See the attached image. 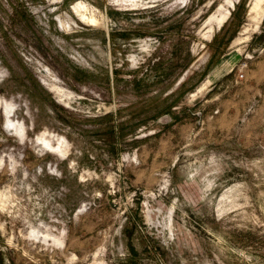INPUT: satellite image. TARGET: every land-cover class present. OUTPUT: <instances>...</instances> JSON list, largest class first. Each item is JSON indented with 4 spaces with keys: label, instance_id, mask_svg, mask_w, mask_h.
Segmentation results:
<instances>
[{
    "label": "rangeland",
    "instance_id": "1",
    "mask_svg": "<svg viewBox=\"0 0 264 264\" xmlns=\"http://www.w3.org/2000/svg\"><path fill=\"white\" fill-rule=\"evenodd\" d=\"M0 264H264V2L0 0Z\"/></svg>",
    "mask_w": 264,
    "mask_h": 264
},
{
    "label": "bare ground",
    "instance_id": "2",
    "mask_svg": "<svg viewBox=\"0 0 264 264\" xmlns=\"http://www.w3.org/2000/svg\"><path fill=\"white\" fill-rule=\"evenodd\" d=\"M258 3H262V2H264V0H256ZM76 10V9H75ZM79 11V10H78ZM77 11V12H78ZM81 17V16H80ZM82 18V17H81ZM83 19V18H82ZM87 20V19H86ZM233 60L231 59L230 61H228V62H223L222 64H219L217 67H216V69H215V71L211 74V76H210V78H209V80H208V82H211L212 80H214L218 75H220L221 73H223L224 72V70H226L227 68H229V69H232L233 68ZM206 82H207V80H206Z\"/></svg>",
    "mask_w": 264,
    "mask_h": 264
}]
</instances>
